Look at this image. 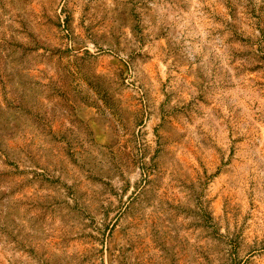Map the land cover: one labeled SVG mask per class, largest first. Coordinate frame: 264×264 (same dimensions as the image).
Segmentation results:
<instances>
[{"label":"rangeland","instance_id":"374dc122","mask_svg":"<svg viewBox=\"0 0 264 264\" xmlns=\"http://www.w3.org/2000/svg\"><path fill=\"white\" fill-rule=\"evenodd\" d=\"M0 264H264V0H0Z\"/></svg>","mask_w":264,"mask_h":264}]
</instances>
